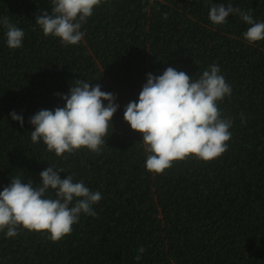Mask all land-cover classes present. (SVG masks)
Here are the masks:
<instances>
[{"label": "trees", "instance_id": "trees-1", "mask_svg": "<svg viewBox=\"0 0 264 264\" xmlns=\"http://www.w3.org/2000/svg\"><path fill=\"white\" fill-rule=\"evenodd\" d=\"M229 3L264 22V0H102L81 26L83 39L65 45L35 23L51 14V0H0V18L25 33L11 49L0 24V191L14 177L38 185L52 166L102 195L97 215L81 213L59 241L0 232V264H264V40L248 43L250 25L238 14L210 21L212 5ZM213 64L232 88L217 102L232 121L227 151L149 172L142 134L123 119L127 104L138 102L148 73L173 67L195 81ZM76 80L99 84L119 108L99 153L57 156L32 142L29 118L63 107Z\"/></svg>", "mask_w": 264, "mask_h": 264}, {"label": "clouds", "instance_id": "clouds-1", "mask_svg": "<svg viewBox=\"0 0 264 264\" xmlns=\"http://www.w3.org/2000/svg\"><path fill=\"white\" fill-rule=\"evenodd\" d=\"M51 14L42 12L35 23L45 36L52 35L65 45H76L84 36L81 26L93 14L102 0H51ZM230 14H238L250 25L244 39L248 43L264 40V22L254 21L250 12H244L230 3L212 5L209 19L215 25L226 22ZM167 19V13L164 14ZM6 29L7 46L17 49L22 46L25 33L12 24L8 17L0 18ZM231 86L213 64L193 81L183 71L168 67L159 76L147 74V81L139 93L138 102H129L123 119L130 128L143 137L146 170L162 174L175 161L189 157L208 162L221 156L228 149L231 139L229 129L232 121L221 118L218 101L230 96ZM61 95V94H57ZM66 102L55 110H40L29 118L33 125L32 142L43 141L47 150L57 156L72 154L85 148L99 153L104 138L112 124L119 105L111 92L101 90L99 84L91 86L85 80H76L69 93L61 95ZM104 101H107L105 106ZM13 120L23 126L22 115L10 113ZM63 170L52 166L43 170L41 182L33 185L14 177L0 191V232L7 237L18 234L17 229L47 232L49 239L59 241L70 235L73 225L79 222L81 213L95 217L93 205L100 202L99 191H91L83 181L73 182L68 175L60 178ZM53 190L55 198L47 195ZM143 254L145 249L139 247ZM141 259V255L135 257Z\"/></svg>", "mask_w": 264, "mask_h": 264}]
</instances>
